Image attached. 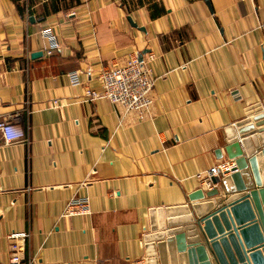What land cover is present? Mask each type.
<instances>
[{"label":"crops","instance_id":"1","mask_svg":"<svg viewBox=\"0 0 264 264\" xmlns=\"http://www.w3.org/2000/svg\"><path fill=\"white\" fill-rule=\"evenodd\" d=\"M262 23L264 0H0V118L21 113L27 137H0V262L6 236L25 233L35 264H145L150 211L187 205L195 218L188 196L209 191L197 175L233 163L215 155L223 129L264 113ZM42 28L60 43L50 56ZM143 51L154 80L145 120L84 97ZM74 197L90 214L63 218Z\"/></svg>","mask_w":264,"mask_h":264},{"label":"water","instance_id":"2","mask_svg":"<svg viewBox=\"0 0 264 264\" xmlns=\"http://www.w3.org/2000/svg\"><path fill=\"white\" fill-rule=\"evenodd\" d=\"M145 53L138 55L140 62ZM41 55L33 53L31 59ZM254 112L223 129V145L215 155L221 160L223 151L234 168L211 179L221 186L222 197L215 188L190 194L187 204L195 218L187 205L150 211V232L142 237L145 264H264V113ZM165 215L185 216L165 222ZM179 224L185 225L175 227Z\"/></svg>","mask_w":264,"mask_h":264},{"label":"built area","instance_id":"3","mask_svg":"<svg viewBox=\"0 0 264 264\" xmlns=\"http://www.w3.org/2000/svg\"><path fill=\"white\" fill-rule=\"evenodd\" d=\"M29 3L30 0H25ZM260 30L264 34V23L260 25ZM39 35L47 43L45 54L50 56L60 48V43L55 38L50 28H42ZM151 57L149 58L150 61ZM149 61L138 60L136 56L130 57L122 65L111 66L103 70L99 77V88H88L84 97L95 101L104 99L111 104L120 107L122 116L134 113L137 120H145L153 106L154 80L151 76ZM71 86L81 85V80L77 72L67 75ZM53 107L57 108V101L53 102ZM19 112H14L0 118V137L4 144H13L26 140V129L23 127V119ZM233 163L217 164L210 168L204 175H197L204 188L211 190L215 187L211 179H219L232 172ZM90 214L89 202L86 197H74L68 200L62 211L63 218L85 216ZM8 240L7 251L9 257L6 262L0 264H35V257H25V245L29 235L25 233H10L6 236Z\"/></svg>","mask_w":264,"mask_h":264},{"label":"trees","instance_id":"4","mask_svg":"<svg viewBox=\"0 0 264 264\" xmlns=\"http://www.w3.org/2000/svg\"><path fill=\"white\" fill-rule=\"evenodd\" d=\"M19 8V12L21 13V14H23V9H21L20 7H18Z\"/></svg>","mask_w":264,"mask_h":264}]
</instances>
